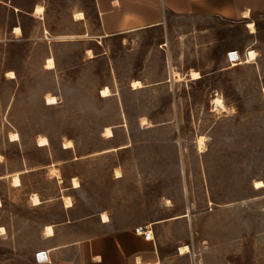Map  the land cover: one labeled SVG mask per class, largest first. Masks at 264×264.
I'll return each instance as SVG.
<instances>
[{
	"label": "rangeland",
	"instance_id": "obj_1",
	"mask_svg": "<svg viewBox=\"0 0 264 264\" xmlns=\"http://www.w3.org/2000/svg\"><path fill=\"white\" fill-rule=\"evenodd\" d=\"M75 11L94 26L59 38L85 29ZM246 14L167 13L102 37L93 0H0V264H60L92 236L138 226L158 264H264V9ZM250 49L249 62L228 60Z\"/></svg>",
	"mask_w": 264,
	"mask_h": 264
},
{
	"label": "crops",
	"instance_id": "obj_2",
	"mask_svg": "<svg viewBox=\"0 0 264 264\" xmlns=\"http://www.w3.org/2000/svg\"><path fill=\"white\" fill-rule=\"evenodd\" d=\"M36 5L41 4L36 3L33 6V12L30 13L35 23L40 18V15L34 14ZM93 7L97 23L94 32L99 36L106 37L158 26L162 24L167 13L182 15L214 13L226 19L236 20L246 19L243 15L244 12L248 13L247 18L262 12L264 4L263 0H93ZM18 10L21 11L19 8ZM83 16V18L77 19L71 13L70 17L76 26L85 28L82 30L83 32L75 30L58 35V37L70 38L81 33L86 35L87 31L89 33L88 27L90 24L93 26L94 24L90 23L84 13ZM15 27L16 25L12 26L13 32ZM18 27H20L21 33L16 37H21L23 36L22 27ZM45 252L48 255V252ZM78 255L77 258L63 259L60 264L159 263L155 241L145 239L143 234L136 233L134 229L108 231L92 236L81 242ZM47 262H50L49 259Z\"/></svg>",
	"mask_w": 264,
	"mask_h": 264
},
{
	"label": "bare ground",
	"instance_id": "obj_3",
	"mask_svg": "<svg viewBox=\"0 0 264 264\" xmlns=\"http://www.w3.org/2000/svg\"><path fill=\"white\" fill-rule=\"evenodd\" d=\"M42 13H43V6H41V5H36L35 8H34V14H36V15H41ZM73 15H74L75 18H77V19H79V18H83V17H84V16H83V13H82L81 11H76ZM243 15H244V17H246V16H247L246 12H245V14H243ZM247 26H249V27L251 28V32H254V31H255V28H254V25H253L252 22H248V23H247ZM14 32H15L17 35H19V34L21 33L20 27L16 26V27L14 28ZM88 51H90V50H88ZM231 57L234 58V60H235V59L238 60L239 63H242V62H249L251 59L254 58V51H253L252 49L248 50L247 53H246V57H245L244 60H243V59H242V60L240 59V56H239L238 52H233V53H231ZM46 64H47V66L51 67V66L53 65V59H52L51 57H49V58L47 59V63H46ZM52 67H53V66H52ZM7 74H8V76H9L10 78H13V77L15 76L13 71H9V72H7ZM193 75H195V78L199 77V74L196 73V72L193 73ZM192 77H193V76H192ZM132 86H133L134 88H135V87H140V86H141V83H140L139 80H135V81L132 82ZM263 90H264V88H263ZM108 92H109L108 87H104V88L101 90V93H102V94H108ZM45 99H46V101H47L48 103H53V102L55 101V97H54V96H50V95H47ZM213 104H215V107H216V108H221V109L224 108L223 99H222L220 96H216V97L213 99ZM223 110H224V109H223ZM105 133H106V135H107L108 137L112 136V129H111V127H107L106 130H105ZM15 136H16V134L11 135V137H15ZM16 137H17V136H16ZM46 142H47L46 138H41V139L39 140V144H40V145L46 144ZM202 143H203V142H202V137H199V139H198V147H199L200 149H201V147H202ZM71 146H72V144H71V141H70V140L67 141V142H64V144H63V147H64V148H69V147H71ZM71 180H72V188L79 187V181H78V179H77L76 177H72ZM12 183H13V185H19V183H20V179H19V176H18V175H14V176L12 177ZM262 185H263V182H262L261 180L255 181V188H260V187H262ZM31 200L33 201V204H39V203H40V200L38 199L37 196H32ZM63 202H64V206H66V207H69V206L72 205V203H71V201H70V199H69V196H64V197H63ZM0 206H1V201H0ZM176 216H177V215H176ZM101 218H102L103 221H107V220H108V216H107V214H106L105 212L102 213ZM173 218H174V217H173ZM175 218H176V217H175ZM2 229H3V228H0V232L3 231ZM44 232H45V235H47V236L52 235L53 232H54V231H53V227H52V225H50V224L45 225V226H44ZM187 250H188L187 246L180 247V251H181V252H184V251H187ZM39 258H40V259H43V262H47L48 259H49V258H48V255H47L46 252H44V254L41 253V254L39 255ZM41 263H42V262H41Z\"/></svg>",
	"mask_w": 264,
	"mask_h": 264
},
{
	"label": "built area",
	"instance_id": "obj_4",
	"mask_svg": "<svg viewBox=\"0 0 264 264\" xmlns=\"http://www.w3.org/2000/svg\"><path fill=\"white\" fill-rule=\"evenodd\" d=\"M233 52H237L236 50H232V51H229L228 52V60L232 61L234 60V58L231 57V53ZM234 61H238V60H234ZM135 232L136 233H140V234H143L144 238L145 239H148V240H154V234H153V231L151 228L147 227V226H138L135 228ZM45 251H41V252H38V254H36V259L38 262H43V259H40L39 258V255L41 253L44 254Z\"/></svg>",
	"mask_w": 264,
	"mask_h": 264
},
{
	"label": "trees",
	"instance_id": "obj_5",
	"mask_svg": "<svg viewBox=\"0 0 264 264\" xmlns=\"http://www.w3.org/2000/svg\"><path fill=\"white\" fill-rule=\"evenodd\" d=\"M12 4H13V6L18 7L20 10H23L20 6L15 5L14 3H12ZM32 12H33V11H32Z\"/></svg>",
	"mask_w": 264,
	"mask_h": 264
}]
</instances>
